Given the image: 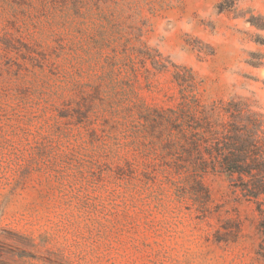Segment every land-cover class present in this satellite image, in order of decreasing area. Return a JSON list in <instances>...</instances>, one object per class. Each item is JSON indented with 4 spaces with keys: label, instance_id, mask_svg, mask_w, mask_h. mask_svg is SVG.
<instances>
[{
    "label": "rangeland",
    "instance_id": "1",
    "mask_svg": "<svg viewBox=\"0 0 264 264\" xmlns=\"http://www.w3.org/2000/svg\"><path fill=\"white\" fill-rule=\"evenodd\" d=\"M173 64L264 114V0H0V264H264L253 202L175 170Z\"/></svg>",
    "mask_w": 264,
    "mask_h": 264
},
{
    "label": "trees",
    "instance_id": "2",
    "mask_svg": "<svg viewBox=\"0 0 264 264\" xmlns=\"http://www.w3.org/2000/svg\"><path fill=\"white\" fill-rule=\"evenodd\" d=\"M173 67L181 101L164 113L175 170L192 177L221 172L230 178L233 191L253 202L259 215L257 256L264 261V114L240 97L202 104L191 69Z\"/></svg>",
    "mask_w": 264,
    "mask_h": 264
}]
</instances>
